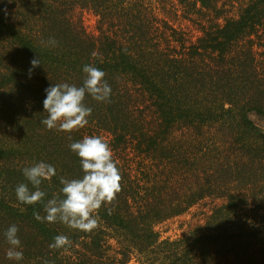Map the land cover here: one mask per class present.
Instances as JSON below:
<instances>
[{
    "label": "trees",
    "instance_id": "16d2710c",
    "mask_svg": "<svg viewBox=\"0 0 264 264\" xmlns=\"http://www.w3.org/2000/svg\"><path fill=\"white\" fill-rule=\"evenodd\" d=\"M85 64L105 72L110 99L86 95L87 125L48 129L45 89L82 86ZM252 115L264 120V0H0V264H128L135 252L140 264H264V128ZM92 135L121 177L96 228L37 221L61 179L83 174L70 144ZM41 161L56 174L43 202L23 204L15 188L32 189L23 169ZM209 202L163 238L160 225ZM12 224L20 262L6 257ZM59 234L70 243L50 248Z\"/></svg>",
    "mask_w": 264,
    "mask_h": 264
},
{
    "label": "clouds",
    "instance_id": "9594fccd",
    "mask_svg": "<svg viewBox=\"0 0 264 264\" xmlns=\"http://www.w3.org/2000/svg\"><path fill=\"white\" fill-rule=\"evenodd\" d=\"M50 43L54 45L56 41L52 39ZM41 63L40 56L33 57L29 75ZM82 70L85 74L82 86L56 83L45 89L43 106L47 116L41 123L48 129L70 133L87 125L92 108L85 104L86 95L99 102L110 99L112 88L105 79V72L91 64H85ZM69 147L79 157L82 176L62 178L61 197L47 199L44 203V216L36 211L33 214L37 221H60L71 229L90 232L98 224V217L94 213L114 199L120 188L121 177L111 147L101 136H85L82 140L72 142ZM55 174V167L43 161L25 167L23 175L34 190L29 188V184H18L15 188L17 200L26 205L43 202L46 193L41 190L40 185L43 180ZM108 212L111 214V209ZM18 231V227L12 224L4 232L9 245L6 257L16 262L24 258ZM69 243L66 235L59 234L53 238L49 247L61 249Z\"/></svg>",
    "mask_w": 264,
    "mask_h": 264
},
{
    "label": "rangeland",
    "instance_id": "374dc122",
    "mask_svg": "<svg viewBox=\"0 0 264 264\" xmlns=\"http://www.w3.org/2000/svg\"><path fill=\"white\" fill-rule=\"evenodd\" d=\"M86 26L89 32H95V20L92 17L86 16L85 19ZM252 119L254 122L264 128V120L260 117H257L255 115H252ZM214 203H204V204H198L197 206L193 207L186 215H184L181 218L171 220L167 223H164L158 227V230L162 232L163 238L168 237H175L176 235H182L181 229H186L187 225L183 224L185 223H195L196 219L199 218L200 214L203 211H208L209 207H211ZM113 241L112 243L116 244V242H120L121 244H128L127 240H125L118 232H110ZM137 251V250H134ZM144 259L142 256H139L137 252H135V256L130 260L128 264H140Z\"/></svg>",
    "mask_w": 264,
    "mask_h": 264
}]
</instances>
